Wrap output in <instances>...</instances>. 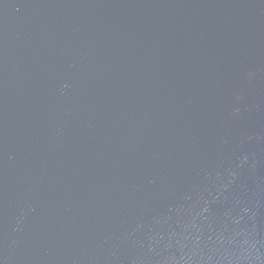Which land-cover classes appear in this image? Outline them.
Masks as SVG:
<instances>
[{
  "label": "water",
  "instance_id": "1",
  "mask_svg": "<svg viewBox=\"0 0 264 264\" xmlns=\"http://www.w3.org/2000/svg\"><path fill=\"white\" fill-rule=\"evenodd\" d=\"M0 264H264V0H0Z\"/></svg>",
  "mask_w": 264,
  "mask_h": 264
}]
</instances>
